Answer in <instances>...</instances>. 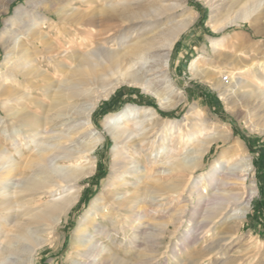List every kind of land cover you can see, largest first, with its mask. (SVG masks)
Segmentation results:
<instances>
[{
    "label": "bare ground",
    "instance_id": "obj_1",
    "mask_svg": "<svg viewBox=\"0 0 264 264\" xmlns=\"http://www.w3.org/2000/svg\"><path fill=\"white\" fill-rule=\"evenodd\" d=\"M12 1L0 0L3 12ZM203 1L214 30L248 22L263 41L233 42L244 46L234 54L222 53L239 68L237 73L193 64L191 70L264 135V22L257 23L264 20V0ZM26 2L0 35L6 51L5 71L0 72V264H35L78 203L79 183L94 173L93 153L104 140L92 124L101 97L133 85L150 92L161 108L184 100L168 77L169 57L195 19L185 15L182 0ZM68 36L77 38L76 46L74 41L61 45ZM231 40H216L213 51H231ZM156 83L164 85L161 91ZM208 119L194 107L182 121L130 108L104 121L113 141L111 173L78 229V259H85L84 264H132L127 259L139 248L140 237L146 253L136 260L149 264L156 255L150 259L148 244H160L169 232H179L172 248L174 264H207L228 255L257 192L253 182H245L251 160L229 144L227 128ZM215 144L229 146L205 167ZM134 155L147 162L141 167ZM129 231V248L119 253L95 240L96 235L110 240V232L125 237ZM246 246L249 252L227 257L224 264H247L260 245ZM253 264H264L262 252Z\"/></svg>",
    "mask_w": 264,
    "mask_h": 264
},
{
    "label": "rangeland",
    "instance_id": "obj_2",
    "mask_svg": "<svg viewBox=\"0 0 264 264\" xmlns=\"http://www.w3.org/2000/svg\"><path fill=\"white\" fill-rule=\"evenodd\" d=\"M182 1L187 9L185 15H193L195 19L191 26L178 38L170 53L168 77L171 80L173 90L180 93L181 96L184 97V100L178 103L174 108H161L157 99L150 92L144 91L143 88L133 85H121L108 97H101L99 99L98 105L93 113L92 124L95 130L102 135L104 140L93 153V156L96 158L95 171L91 176L80 181V199L78 203L71 209L67 218L62 220V224L58 227L53 242L51 244H46L39 251L38 255L35 257V264H84L87 262L85 259H78L75 256L74 244H76L78 238V229H82L83 227L82 222L87 211L90 209L92 199L106 188L111 173L110 165L113 141L105 133L104 121L108 120L111 115L122 114L130 108L150 109L156 112L162 119H176L182 121L189 113L190 108L194 107L197 114L205 116L207 119L209 118L208 120L213 126H221L229 130L231 133L229 144L237 146L239 151L251 160L252 168L245 182L246 186H249L250 183L253 182L257 193L250 200L247 215L243 220L236 240L228 246L229 249L226 255L228 254L229 256L227 255L218 260L212 259L207 264H224L227 257H236L238 254L249 252L250 249L246 246L248 243H257L260 247L255 256L252 254L253 257L251 256L247 264L255 263L260 252L264 254V135L250 127L242 111L233 109L230 104H227V102L220 97L218 92L215 91L211 85L203 81L200 77L194 76V72L191 70L193 64L200 69L211 68L213 70H218L224 67V69L232 70L237 73L239 68L237 66L234 67V65L230 63V60H225L224 57L222 58V53L227 52L234 54L240 47L243 48L244 45L242 44H244V40L249 41L251 44H262L261 41H263V38L253 35V32H255L254 28L248 22H238L231 24L223 30H214L212 28V23H210L211 10L203 0ZM26 4V0H13L8 5V11L6 13L3 12L4 5H0V35L10 26L14 11L21 6H26ZM263 22L264 20H261L257 23L261 25ZM222 37H232L234 39L231 40L232 44L233 42L239 44L240 41L242 44L240 46L233 44L234 46L229 52L225 48H221L219 51L220 53L218 52L219 55H217V53L213 51V43ZM71 39L72 38L68 36L61 45L66 48V46L75 42L74 46H76L77 38ZM257 49H260V47ZM214 57L217 59H214ZM218 57L220 58L219 60ZM5 59L6 51L3 45L0 44V72L5 71ZM43 66L45 67V65ZM249 79H251V77H249ZM153 86L156 87L155 89L158 91H161L160 89L164 87L161 83L153 84ZM168 95H170V93L166 96ZM142 115L143 114H140V116ZM2 117L3 113L0 109V118ZM168 144L169 142H167V145ZM228 146L229 145L223 147L221 145L219 147L216 144L213 145L210 153H208L204 159L205 167H208L214 158L222 151H225ZM134 160L135 162L137 161L141 167L147 162L146 157L137 158L135 155ZM199 174L200 172L196 175ZM206 187L208 189V186ZM97 220L99 222L102 221L100 218ZM102 222L103 224L111 226L107 220H103ZM157 223H159V221H149V224ZM185 227L187 228V226ZM89 233H93L92 230H89ZM110 233V240L98 235L95 236V240L102 242L106 247H110L115 253L125 251L129 248V241L133 238L131 231H129L125 237H123L122 233L116 235L114 232ZM173 235L174 234H171V232L165 233L160 244H148V250H153V253L149 255L150 259H152L153 255H156V257L154 256V258L149 261V264L175 263V260L172 259V248L177 244L175 238L179 237L177 236L179 232L176 236ZM41 236L48 238L46 234ZM137 241V247L139 248H137L135 252H132L131 257L127 259L128 262L132 264L139 263V261L136 260V255H144L146 253L145 249L147 246L144 241L141 240L140 237ZM238 244L244 246L239 249ZM121 261H124V259H121Z\"/></svg>",
    "mask_w": 264,
    "mask_h": 264
}]
</instances>
